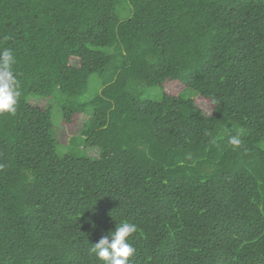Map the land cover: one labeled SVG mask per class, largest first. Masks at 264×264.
Here are the masks:
<instances>
[{"label":"trees","instance_id":"16d2710c","mask_svg":"<svg viewBox=\"0 0 264 264\" xmlns=\"http://www.w3.org/2000/svg\"><path fill=\"white\" fill-rule=\"evenodd\" d=\"M4 49L0 264H104L124 221L129 264H264V0H0ZM32 95L87 117L65 153Z\"/></svg>","mask_w":264,"mask_h":264},{"label":"clouds","instance_id":"9594fccd","mask_svg":"<svg viewBox=\"0 0 264 264\" xmlns=\"http://www.w3.org/2000/svg\"><path fill=\"white\" fill-rule=\"evenodd\" d=\"M15 56L11 49L0 51V113L15 114L18 98L21 93L19 82L13 71ZM239 146L240 139L233 136L229 141ZM137 231V225L131 222H120L108 235L102 236L97 243L92 244L89 252L94 254L104 264H129V258L134 255L135 248L129 238Z\"/></svg>","mask_w":264,"mask_h":264},{"label":"rangeland","instance_id":"374dc122","mask_svg":"<svg viewBox=\"0 0 264 264\" xmlns=\"http://www.w3.org/2000/svg\"><path fill=\"white\" fill-rule=\"evenodd\" d=\"M97 82L99 81L95 77L91 79V93L96 92L95 89H97ZM164 90L173 94H177L179 92L178 86L174 83H167ZM187 94H190V92H188ZM31 102L41 107H49L50 104H53L54 136L63 138L62 145L65 143L63 152L65 153L66 151H68L71 148L68 136L73 132H77L87 117L85 115H78L72 123H67L64 121L61 114V108L59 107L60 104L58 100L32 95ZM65 134L68 135L65 137ZM79 148L81 149V154H87L94 157H98L99 155V151L97 149L85 148L83 145H80Z\"/></svg>","mask_w":264,"mask_h":264}]
</instances>
